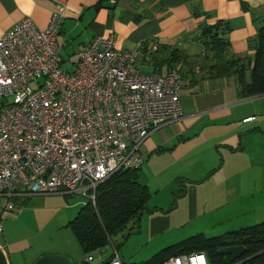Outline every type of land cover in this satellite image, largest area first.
Wrapping results in <instances>:
<instances>
[{
	"label": "crops",
	"instance_id": "1",
	"mask_svg": "<svg viewBox=\"0 0 264 264\" xmlns=\"http://www.w3.org/2000/svg\"><path fill=\"white\" fill-rule=\"evenodd\" d=\"M55 9L52 0H0V37L26 16L31 17L39 28H46ZM218 20L229 26L227 38L231 53H252L250 43L256 40L259 28L264 25V0H68L66 17L57 37L62 67L73 71L79 52L87 49L96 36L113 35L118 48L139 50V67L148 68V71L142 69L144 72H154L153 64L161 60L154 59L152 54L165 56L157 52L163 46L176 47L190 56L205 52L203 43L197 39L199 28ZM167 71L168 67L162 65V72ZM196 72L195 77L182 78L184 116L156 130L143 143L142 152L147 159L139 181L152 192L148 182L140 180L143 169L153 168L156 153H175L182 168L177 175L178 186L172 194L176 198L189 197L191 219L201 214L212 217L215 213H230L232 209L236 212L233 215L236 225L233 223L225 233L261 223L264 221V94L243 98L236 75L213 78L206 77L199 69ZM251 116H256L255 120L243 121ZM199 185L212 193L211 199L199 200ZM32 196L35 195H17L15 198ZM84 203L85 200H80L67 204L68 222ZM149 203L148 210L142 215H150L146 226L153 239L172 227V218L159 213L158 210L162 211L159 203L152 206ZM3 208L0 202V212ZM4 220L2 237L7 240V248L2 243L0 246L9 264H33L44 253L17 260L14 252L17 244L7 238ZM229 220L231 215H224L223 221ZM196 234L208 236L205 231ZM115 246L113 242L112 250ZM119 249L117 247L121 258ZM50 254L70 256L77 264L71 251ZM97 254L100 258L95 264H104L114 251L102 249ZM150 259L123 262L141 264Z\"/></svg>",
	"mask_w": 264,
	"mask_h": 264
},
{
	"label": "built area",
	"instance_id": "2",
	"mask_svg": "<svg viewBox=\"0 0 264 264\" xmlns=\"http://www.w3.org/2000/svg\"><path fill=\"white\" fill-rule=\"evenodd\" d=\"M52 1L46 28L26 16L0 37V236L17 195L78 194L96 205L98 185L142 168L146 139L184 116L181 74L144 72L139 50L118 48L113 35L96 36L65 70L57 37L68 0ZM84 261L95 264L93 254ZM104 264L124 262L115 250ZM162 264L210 261L191 252Z\"/></svg>",
	"mask_w": 264,
	"mask_h": 264
},
{
	"label": "trees",
	"instance_id": "3",
	"mask_svg": "<svg viewBox=\"0 0 264 264\" xmlns=\"http://www.w3.org/2000/svg\"><path fill=\"white\" fill-rule=\"evenodd\" d=\"M229 26L223 20L212 25H201L197 39L205 52L190 56L178 48L163 46L153 52L156 72L162 65L168 71H178L182 78L195 77L197 69L207 77L236 75L239 92L243 98L264 94V25L258 30L256 40L250 43L252 53H231L227 34ZM148 48L145 49L147 51ZM161 57V58H160ZM203 75V76H204ZM140 169H121L100 183L96 190V205L87 201L69 222L85 256L102 250L113 243V238L123 234L130 224L137 223L140 215L148 210L152 197L149 187L139 181ZM225 246H244L247 253L231 264H264V221L229 231L221 236L193 235L177 244L165 247L152 259L141 264H162L169 257L191 252H206L210 264H229L219 249ZM82 264H88L83 261Z\"/></svg>",
	"mask_w": 264,
	"mask_h": 264
},
{
	"label": "rangeland",
	"instance_id": "4",
	"mask_svg": "<svg viewBox=\"0 0 264 264\" xmlns=\"http://www.w3.org/2000/svg\"><path fill=\"white\" fill-rule=\"evenodd\" d=\"M201 48L196 47V49ZM141 67L144 71H148L147 67L143 65ZM31 86L34 87L35 83H32ZM176 160L175 153H156L152 161L153 168L149 170L144 168L140 178L142 182H148L153 192L150 206L159 203L158 207L162 208V211L158 210L159 213L171 216L172 227L151 239L146 226L150 215L147 213L141 215L140 222L130 224L123 234L113 238L114 244L118 248L120 247L122 261H144L150 259L162 248L199 231H205L208 236H216L232 228L233 223L236 225L235 216H233L236 215V212H233L232 209L230 213H215L212 217H209L208 214H201L202 216L191 219L189 197L187 199L176 198L172 194L173 189L178 186L177 178L179 176L177 177V175L182 168V163ZM202 186L199 185L198 187L199 200L207 201L212 198V193ZM84 199L85 197L78 194L67 197L63 194H48L14 198L13 202L16 207L10 212L8 218H4V222L7 226V238L12 242L16 241L17 246L14 247V252H16L17 260H24L25 257L28 259L39 253L50 254L71 251L76 257L77 264H81L85 256L68 225L69 210L67 204ZM0 202L4 207L8 201L7 198L2 197ZM229 214L231 220L223 221L224 215ZM2 236L3 234L0 236V243L6 245L7 240L6 238L3 239ZM117 247L115 246L114 249L117 250ZM108 249L115 251L112 250V244L103 248V251ZM8 251L10 250L8 249ZM98 252L99 250L92 253L94 256L93 263H97L100 258Z\"/></svg>",
	"mask_w": 264,
	"mask_h": 264
},
{
	"label": "water",
	"instance_id": "5",
	"mask_svg": "<svg viewBox=\"0 0 264 264\" xmlns=\"http://www.w3.org/2000/svg\"><path fill=\"white\" fill-rule=\"evenodd\" d=\"M219 253L225 256L227 263L231 264L237 259L243 257L247 253V248L244 246H225L219 249ZM0 264H9L6 253L1 246ZM33 264H75V262L72 257L67 255L44 254L40 256Z\"/></svg>",
	"mask_w": 264,
	"mask_h": 264
}]
</instances>
